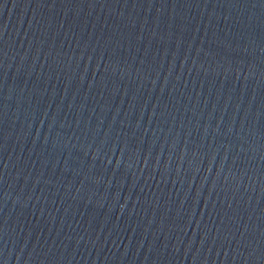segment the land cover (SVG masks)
I'll list each match as a JSON object with an SVG mask.
<instances>
[{"label":"water","instance_id":"95a60500","mask_svg":"<svg viewBox=\"0 0 264 264\" xmlns=\"http://www.w3.org/2000/svg\"><path fill=\"white\" fill-rule=\"evenodd\" d=\"M0 162L264 209V0H0Z\"/></svg>","mask_w":264,"mask_h":264}]
</instances>
